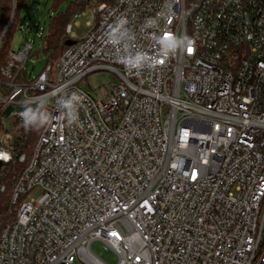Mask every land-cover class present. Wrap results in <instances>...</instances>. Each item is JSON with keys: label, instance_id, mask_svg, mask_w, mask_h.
I'll return each instance as SVG.
<instances>
[{"label": "built area", "instance_id": "1", "mask_svg": "<svg viewBox=\"0 0 264 264\" xmlns=\"http://www.w3.org/2000/svg\"><path fill=\"white\" fill-rule=\"evenodd\" d=\"M78 2L95 21L76 38L84 13L73 16L55 77L51 63L28 72L25 39L0 70L7 118L23 126L29 97L49 116L13 188L0 264H108L94 242L115 264H264V0ZM122 18L128 31L110 36ZM165 34L190 38L192 52L163 58ZM137 54L142 66L126 69ZM97 69L119 76L102 99L79 86ZM72 93L84 99L66 109ZM5 153L0 169L25 161Z\"/></svg>", "mask_w": 264, "mask_h": 264}, {"label": "trees", "instance_id": "2", "mask_svg": "<svg viewBox=\"0 0 264 264\" xmlns=\"http://www.w3.org/2000/svg\"><path fill=\"white\" fill-rule=\"evenodd\" d=\"M24 0H15L13 5L12 0H3L0 2V35L6 28L9 20L10 26L4 33V37L0 43V70L9 60L8 52L13 34L17 31L21 24L20 12ZM68 2V6L63 12H59L60 6ZM89 6L86 3L78 2V0H52L50 9L54 12L50 16L48 23V31L44 36V47L33 53L32 57L38 59L42 53L46 63L56 62L64 51L68 48L66 42L70 41L66 33V26L72 21L73 16L77 12H83ZM44 69V68H43ZM28 72L25 70L21 73L20 79L26 80ZM6 79L3 78L0 72V93L6 95L8 90L4 86ZM4 108L0 107V132L4 129ZM40 113L45 114L44 108H37ZM42 127L39 129H26L21 127L22 140L13 152L16 155L23 154L24 162H19L17 158L0 169V232L15 219V208L11 204V197L15 183L25 170L38 140Z\"/></svg>", "mask_w": 264, "mask_h": 264}, {"label": "rangeland", "instance_id": "3", "mask_svg": "<svg viewBox=\"0 0 264 264\" xmlns=\"http://www.w3.org/2000/svg\"><path fill=\"white\" fill-rule=\"evenodd\" d=\"M52 0H24L20 12V21L22 30H18L12 38V48L16 50L21 46L22 41L29 40L33 43V52H36L40 47H44V39L40 38V32L43 30L44 36L48 31L49 17L54 15L50 9ZM68 6V2L63 3L59 12H63ZM83 15L79 18L78 24L73 25L71 33L76 38H81L88 30L87 23L92 25L95 21V10L88 7L83 11ZM46 61L42 53L39 54L38 59L33 58L28 64V72L32 74L39 73L45 66ZM52 77L56 76V63L52 62ZM119 81V76L109 69H97L89 73L80 82L79 86L85 91L89 92L94 98L102 99L106 96L107 87ZM4 106V111L8 108ZM7 114V112H6ZM4 129L0 132V145L10 151H14L19 146L22 140V123L18 120L16 115L7 118L4 115ZM38 193L30 194L29 199L35 200ZM23 200H20L22 202ZM16 208V206L14 207ZM92 250L108 264L116 263V256L107 246L101 242H94ZM79 264V263H75Z\"/></svg>", "mask_w": 264, "mask_h": 264}, {"label": "clouds", "instance_id": "4", "mask_svg": "<svg viewBox=\"0 0 264 264\" xmlns=\"http://www.w3.org/2000/svg\"><path fill=\"white\" fill-rule=\"evenodd\" d=\"M127 24V20L120 19L116 22L115 26L111 28L110 36L115 35L121 30L128 31L125 27ZM112 43H117V41L112 40ZM159 43L165 49L162 57L167 58L169 56V51H177L178 49L188 51L189 48H192L194 45V41L188 37H177L172 34H165L159 38ZM146 57L143 54H137L134 58H124L123 65L127 69L128 66L132 67H141ZM162 60L154 59L151 63V69H154L157 64L161 63ZM121 63L120 61H118ZM33 98L29 97L23 102V110L19 113V116L23 122V126L26 129H39L44 127L49 123L48 114L40 113L38 110H35L32 106H30V102ZM78 99H84L82 95H78L76 93H72L70 99L64 102V107L66 109H71L73 107V101ZM78 120V116L75 118ZM72 121H69V124H72ZM6 157V158H4ZM0 159L10 160V154H0Z\"/></svg>", "mask_w": 264, "mask_h": 264}, {"label": "water", "instance_id": "5", "mask_svg": "<svg viewBox=\"0 0 264 264\" xmlns=\"http://www.w3.org/2000/svg\"><path fill=\"white\" fill-rule=\"evenodd\" d=\"M74 42L73 41H68V42H66V45L67 46H70V45H72ZM0 168H1V162H0Z\"/></svg>", "mask_w": 264, "mask_h": 264}, {"label": "snow or ice", "instance_id": "6", "mask_svg": "<svg viewBox=\"0 0 264 264\" xmlns=\"http://www.w3.org/2000/svg\"><path fill=\"white\" fill-rule=\"evenodd\" d=\"M188 51L191 53V52H192V48H189ZM162 62H163V61H161V63H162ZM4 158H6V157H4Z\"/></svg>", "mask_w": 264, "mask_h": 264}]
</instances>
